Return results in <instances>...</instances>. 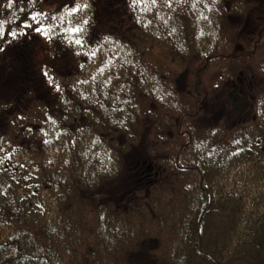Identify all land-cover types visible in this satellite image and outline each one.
I'll use <instances>...</instances> for the list:
<instances>
[{
  "label": "trees",
  "instance_id": "1",
  "mask_svg": "<svg viewBox=\"0 0 264 264\" xmlns=\"http://www.w3.org/2000/svg\"><path fill=\"white\" fill-rule=\"evenodd\" d=\"M7 3L0 264H264V0ZM217 59L255 94L232 128Z\"/></svg>",
  "mask_w": 264,
  "mask_h": 264
},
{
  "label": "rangeland",
  "instance_id": "2",
  "mask_svg": "<svg viewBox=\"0 0 264 264\" xmlns=\"http://www.w3.org/2000/svg\"><path fill=\"white\" fill-rule=\"evenodd\" d=\"M234 66L235 64H229L222 59L210 61L204 80L208 84L212 83L213 87L208 91L202 90L204 95L207 94V106L212 112L214 109L216 110L215 116L222 115L229 128L243 122L253 114V97L255 96L253 87L249 83L250 80L243 72L237 71L232 78L226 75L228 73L226 71L235 68ZM230 92H235V100L228 96ZM4 98L5 94L0 92V100H4Z\"/></svg>",
  "mask_w": 264,
  "mask_h": 264
},
{
  "label": "snow or ice",
  "instance_id": "3",
  "mask_svg": "<svg viewBox=\"0 0 264 264\" xmlns=\"http://www.w3.org/2000/svg\"><path fill=\"white\" fill-rule=\"evenodd\" d=\"M135 2H143V0H134ZM153 3H155V0H153ZM9 9H11L13 7V0H8V3L6 5ZM88 5L87 3H83V4H78L75 7H73L70 11L71 15H74L76 13H78L79 11H81V9H87ZM38 15H41L39 13H35L32 14L29 19L31 21H33L34 23L37 21V17ZM32 27V24L29 23H24L22 25L23 29H29ZM35 31L41 35H43L46 39L48 38V30L44 29L43 27L37 26L35 28ZM69 33L72 36H76L81 30L79 28H70ZM20 35H24L23 31H14V30H9L7 32L4 31V26L3 24H0V40H4L5 37H10L12 40H15L18 36ZM72 43H74L77 46H82V41L80 39H75L73 41H71ZM4 48H0V51H4ZM43 75L48 79L50 86L55 87L56 91L59 92L60 91V86L55 84L54 78L49 76V73L47 71H45L43 73Z\"/></svg>",
  "mask_w": 264,
  "mask_h": 264
},
{
  "label": "flooded vegetation",
  "instance_id": "4",
  "mask_svg": "<svg viewBox=\"0 0 264 264\" xmlns=\"http://www.w3.org/2000/svg\"><path fill=\"white\" fill-rule=\"evenodd\" d=\"M231 98H233V99L235 100V98H234V94H233V93H232V95H231ZM234 100H233V101H234Z\"/></svg>",
  "mask_w": 264,
  "mask_h": 264
},
{
  "label": "water",
  "instance_id": "5",
  "mask_svg": "<svg viewBox=\"0 0 264 264\" xmlns=\"http://www.w3.org/2000/svg\"><path fill=\"white\" fill-rule=\"evenodd\" d=\"M229 97H230V95H229Z\"/></svg>",
  "mask_w": 264,
  "mask_h": 264
}]
</instances>
